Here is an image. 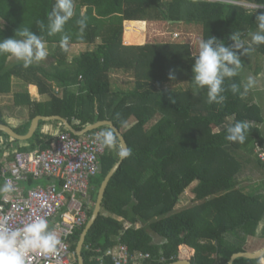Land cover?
Instances as JSON below:
<instances>
[{
  "label": "trees",
  "instance_id": "16d2710c",
  "mask_svg": "<svg viewBox=\"0 0 264 264\" xmlns=\"http://www.w3.org/2000/svg\"><path fill=\"white\" fill-rule=\"evenodd\" d=\"M73 2L74 16L65 25V34L70 36L67 46L92 44L96 45L94 51L77 58L74 70H62L56 76L23 65L6 72L12 55H0V93L6 84L9 89L12 75L37 85L43 95L54 79L62 93L57 96L52 90L48 103L26 97L18 99L16 105L33 109V119L40 115L78 120V131L99 121H112L132 150L110 180L100 217L87 234L82 252L85 264H99L96 253L86 248L89 245L94 250H106L126 244L131 253L151 255L144 264H228L233 255L247 252L248 239L257 236L264 222V193H245L251 183L241 178L252 161L264 168L258 154L254 155L257 148L263 149L259 141L264 117L261 106L247 101L250 88L245 91L243 63L249 53L264 58V44L252 41V34L259 30L255 16L257 11L264 12V0ZM55 3L56 0H0V40L14 38L18 30L28 28L55 46L63 62L68 51L61 47L62 34H48V15ZM81 18L86 19L83 32L76 23ZM136 22L200 26L202 40L215 36L226 45L234 43L230 39L234 32L239 33L244 44V40H251L252 44H245L249 51L241 56L237 75L225 80L224 102L210 104L207 92L195 86L192 65L199 51L194 53L191 44L180 41L125 45V24L134 28ZM128 32L125 36H129ZM23 67L31 78L22 72ZM254 71L257 77L261 74L259 67ZM118 72L130 75L135 85L133 92L111 91L115 82L111 76ZM170 73L175 78L171 79ZM179 82L188 83L189 90L158 89L165 83ZM233 83L238 86L235 93L229 87ZM238 121L249 126L245 142L227 141L226 129ZM4 122L0 107V124ZM40 138L37 134L34 144L21 151H33L39 145L42 150L51 148ZM119 147L120 143L111 149L105 147L101 171L92 180L89 219L103 181L120 160ZM34 182L31 179L28 185ZM194 183L193 200L176 208ZM3 185L0 178V187ZM84 228L72 239L73 252ZM263 261L264 257L242 258L234 264H264ZM103 264L113 263L106 258Z\"/></svg>",
  "mask_w": 264,
  "mask_h": 264
},
{
  "label": "built area",
  "instance_id": "2783aa9c",
  "mask_svg": "<svg viewBox=\"0 0 264 264\" xmlns=\"http://www.w3.org/2000/svg\"><path fill=\"white\" fill-rule=\"evenodd\" d=\"M178 35H175L176 39ZM96 135L89 133L77 137L64 131L46 150L11 151L7 143L4 145L5 158L0 163V178L4 184L10 182L14 191L2 195L0 223H6L8 230L12 231L43 218L61 240L55 252L32 253L27 264H79L71 242L75 233L89 221L94 191L92 180L99 175L100 160L105 154V146L96 139ZM257 153L264 163V152ZM31 179L53 180V183L46 187L27 188ZM86 248L96 253L99 264H103L106 258L113 264H139L151 259L149 253H131L126 244L106 250H94L90 245Z\"/></svg>",
  "mask_w": 264,
  "mask_h": 264
},
{
  "label": "clouds",
  "instance_id": "9594fccd",
  "mask_svg": "<svg viewBox=\"0 0 264 264\" xmlns=\"http://www.w3.org/2000/svg\"><path fill=\"white\" fill-rule=\"evenodd\" d=\"M74 16L73 0H56L52 11L48 15V34H62L61 47L65 50L70 36L65 34V25ZM255 20L258 31L252 34V41L256 45L264 44V12L257 11ZM80 31L86 27V19L76 21ZM19 36L20 38H17ZM230 39L234 42L226 45L215 36H211L199 43V52L192 65L193 81L197 88L207 92L208 102L222 104L226 97L225 80L237 75L241 66V56L247 54L249 49L239 39V33H233ZM10 54L18 61L23 62L24 67L30 66L33 62L44 60L49 52L46 43L40 35L30 31L28 28L18 30L14 38L0 40V55ZM170 78L175 76L170 73ZM254 80L249 77L244 85L245 91L254 85ZM233 93L238 89L236 84L229 86ZM246 122H236L226 129L225 139L234 143H244L248 132ZM100 143L111 149L120 143L116 130L108 127L96 135ZM131 149L119 147L118 155L121 159L131 155ZM13 185L6 182L0 187V193H11ZM61 245L60 238L49 228V223L43 218L35 219L30 223L8 230L6 223H0V264H27L28 257L32 253L55 252Z\"/></svg>",
  "mask_w": 264,
  "mask_h": 264
},
{
  "label": "crops",
  "instance_id": "0c3cea01",
  "mask_svg": "<svg viewBox=\"0 0 264 264\" xmlns=\"http://www.w3.org/2000/svg\"><path fill=\"white\" fill-rule=\"evenodd\" d=\"M46 43V42H45ZM83 44H72L67 46V55H66V59L61 62L60 58L56 52V48L55 46H51L50 44L46 43L47 49H48V56L39 62H33L30 66H34V67H38L40 69H42L46 74H49L51 76H56V74L63 73L62 70H74L76 68V59L79 58L80 56H82L83 54L87 53V52H93L95 47L93 48H89L88 50H84L82 51V53L80 54H74V50H75V46H82ZM88 45L90 44H86V46L88 47ZM23 65L22 61H18L14 56H12L10 58V60L7 62L5 71L6 72H10L15 68H18V66ZM22 68V66H21ZM23 73H26V71H24V67L22 70ZM116 73H113L111 78L115 81L112 84L111 87V91L112 92H121V93H127L126 89H130V92H133L134 89H132L131 83L130 85L128 83L125 84H120V82L118 80H116L113 76ZM81 77V76H80ZM27 78H31L30 74H27ZM82 80V79H80ZM57 81H54V79L52 81L49 82V85L51 87H49L48 89V93H45L44 95L40 93V89L38 88L37 85L35 84H31L23 79H19L17 77H15L14 75L11 76V80H10V84H9V89H8V84H6L4 92L0 93V107L3 111V119H4V124L3 125H7L9 128H11L14 132H16L17 134L21 135V136H26L29 133L30 127L32 125L33 120L36 117H39L40 115H37L34 119L31 118L32 115V111L33 109H30L29 106H23V105H16V101L19 99H27L28 97L30 98L31 101L33 102H39V103H48L51 100V93L50 92H55L58 96V94L62 93V90L57 86L56 84ZM133 84V83H132ZM135 86V85H134ZM53 90V91H52ZM53 92V93H54ZM27 97V98H26ZM34 111H36L34 109ZM262 114H263V110H262ZM41 117H62V116H41ZM264 117V115H263ZM63 119H65L66 121H62L59 119H51V120H39L38 122V127L36 129V132L31 136V139L29 140H23V141H19L16 140V138H13L12 136H9V134H5L4 132L0 131V163L2 161H4L3 158V154H4V145L7 143L11 149V151H21L25 148H30L36 139V135L39 134V136L41 137L40 139L45 141L46 145H49V147H51L55 140L56 137L58 136L59 133L61 132H69V128L66 126L67 122L68 124L72 125L73 128H75V126L80 125V121L78 120H73V121H69L68 119L62 117ZM264 125V123H263ZM77 130V128H75ZM83 130V129H81ZM80 130V131H81ZM262 131V129H261ZM72 134V133H71ZM97 134V133H95ZM49 143H46V142ZM260 145H262V148L264 149V134L262 133V137L261 140L259 141ZM261 149L263 152L264 150ZM36 150H42L41 149V145L37 146V148L33 151ZM258 151H255L254 155L256 156V154ZM255 158V157H254ZM12 157H9V160H11ZM256 160V158H255ZM248 165H251L252 168L251 171L252 172H256V176H243L241 178V181H249L252 185V181L254 182H262L264 183V168H258V166L255 164V162H251ZM247 165V166H248ZM256 177V178H255ZM43 181V180H41ZM45 181L48 182V185L53 183V180H46ZM36 182H40V181H36ZM249 186H246L245 189L248 190ZM27 188L32 187L29 186L27 184L26 186ZM259 193H264V192H259ZM131 227V226H129ZM262 232V233H260ZM261 234V236H260ZM256 237H262L264 240V222L260 224L258 231H257V236ZM256 237H253L254 239ZM251 238V237H250ZM250 242V240H249ZM264 249V248H263ZM76 259L78 261L77 255H76ZM149 261V260H148ZM146 261L141 262L139 264H144ZM175 264V263H173Z\"/></svg>",
  "mask_w": 264,
  "mask_h": 264
},
{
  "label": "rangeland",
  "instance_id": "374dc122",
  "mask_svg": "<svg viewBox=\"0 0 264 264\" xmlns=\"http://www.w3.org/2000/svg\"><path fill=\"white\" fill-rule=\"evenodd\" d=\"M251 7V6H249ZM254 7V6H252ZM136 27L132 28V24H125V34L123 42L127 46H140L146 43H159V42H180L184 41L185 43H189L192 45V50L194 53L199 51V43L202 40V28L196 25H184L181 24L179 26L171 27L169 23H161V22H147L141 24L136 22ZM139 30V33L137 32ZM129 31V32H128ZM129 33V36H125L126 33ZM175 34H179V38H175ZM99 42V40H98ZM245 44H252L251 40H244ZM96 45H88L83 44L82 46H75L74 54H80L84 50H88L89 48H93ZM251 66V69H250ZM244 69V81L247 83L249 77L254 80V85L249 89L250 93L248 94L247 101L258 104L261 106L264 115V58L263 57H253L251 53H249L247 59L243 63ZM261 68V74L257 77L255 75V71L257 68ZM116 80L120 82V84L128 83L134 89L133 82L130 81V75L124 74L122 72H118L113 76ZM159 90H168V91H176V92H185L189 90V84L186 82L179 83H165L164 85L158 87ZM130 89H126L127 92ZM262 133L264 134V125L261 126ZM260 148V147H259ZM258 148V151L261 149ZM251 165H246L244 170V176H256V172H252ZM256 178V177H255ZM48 182L43 180L38 182H34L32 187L43 186L46 187ZM196 186L194 183L186 192L181 196L180 201L176 208H182L188 205L194 198L192 194L193 188ZM244 192L247 194H258L259 192H264V183L262 182H254L252 181V185H250L249 189H244ZM59 221V219H57ZM126 227L131 225L125 224ZM139 225H136L138 227ZM133 227V226H132ZM262 233V232H260ZM261 236V234H260ZM250 240V242H249ZM247 252L256 253L264 248V240L262 237L249 238L248 242L245 246ZM73 258V257H72ZM264 263V261H263Z\"/></svg>",
  "mask_w": 264,
  "mask_h": 264
},
{
  "label": "water",
  "instance_id": "95a60500",
  "mask_svg": "<svg viewBox=\"0 0 264 264\" xmlns=\"http://www.w3.org/2000/svg\"><path fill=\"white\" fill-rule=\"evenodd\" d=\"M51 119H59L62 121H66L62 117H41V116H39L33 120L32 125H31L30 130H29V133L26 136H21V135L17 134L11 128H9L7 125H3V124H0V131L4 132L5 134H9V136H12L13 138H16V140H19V141L29 140V139H31V136L36 132L39 120H51ZM66 126L69 128V131L77 137H81V136H84L86 134L93 133V132H95L101 128H104V127H112L116 130V135L118 136L120 146L129 148L123 134L114 125V123L112 121H99L93 125H90V126L84 128L81 131H78L75 128H73V126L68 124V122H67ZM126 158H123V159L120 158L119 162H117L114 165V167L108 173V175L106 176L105 180L103 181V183H102V185L98 191V197H97L96 205H95L94 210H93V214H92L91 218L89 219L88 223L86 224L84 230L82 231V234L80 236L79 242H78L77 247H76L75 253L77 255L79 264H85L82 252H83L84 244L86 241V237H87V234L90 231V229L94 226V224L96 223V221L100 217L101 210H102V203H103L109 182L112 179V177L115 175V173L118 171L121 164L123 163V161ZM263 257H264V249H262L256 253H250V252L238 253V254H235L231 257L228 264H234L236 260L242 259V258L249 259V260H258V259H261ZM175 264H191V263L189 261H180V262H177Z\"/></svg>",
  "mask_w": 264,
  "mask_h": 264
}]
</instances>
